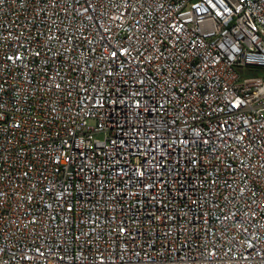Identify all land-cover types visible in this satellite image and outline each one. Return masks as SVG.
I'll return each instance as SVG.
<instances>
[{
  "label": "built area",
  "instance_id": "built-area-1",
  "mask_svg": "<svg viewBox=\"0 0 264 264\" xmlns=\"http://www.w3.org/2000/svg\"><path fill=\"white\" fill-rule=\"evenodd\" d=\"M0 264H264V0H0Z\"/></svg>",
  "mask_w": 264,
  "mask_h": 264
},
{
  "label": "rangeland",
  "instance_id": "rangeland-1",
  "mask_svg": "<svg viewBox=\"0 0 264 264\" xmlns=\"http://www.w3.org/2000/svg\"><path fill=\"white\" fill-rule=\"evenodd\" d=\"M254 73H259V75H262L258 70H255Z\"/></svg>",
  "mask_w": 264,
  "mask_h": 264
}]
</instances>
